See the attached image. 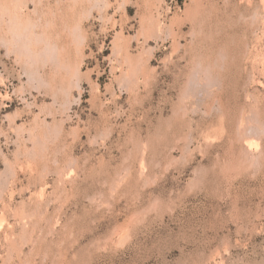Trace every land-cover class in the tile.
Returning a JSON list of instances; mask_svg holds the SVG:
<instances>
[{"label":"rangeland","instance_id":"1","mask_svg":"<svg viewBox=\"0 0 264 264\" xmlns=\"http://www.w3.org/2000/svg\"><path fill=\"white\" fill-rule=\"evenodd\" d=\"M0 6V264H264L263 0Z\"/></svg>","mask_w":264,"mask_h":264},{"label":"bare ground","instance_id":"2","mask_svg":"<svg viewBox=\"0 0 264 264\" xmlns=\"http://www.w3.org/2000/svg\"><path fill=\"white\" fill-rule=\"evenodd\" d=\"M99 1H100V0H99ZM114 1H115V0H114ZM125 1H126V0H125ZM263 1H264V0H263ZM14 2H15V1H13V3H14ZM101 2H103V1H101ZM192 2H193V1H192ZM197 2H198V1H197ZM201 2H202V1H201ZM240 2H241V1H240ZM11 3H12V2H11ZM15 3H16V2H15ZM231 3H232V2H231ZM3 4H4V3H3ZM6 4H7V3H6ZM22 4H23V3H22ZM22 4H21V5H22ZM93 4H95V3H93ZM99 4H100V3H99ZM104 4H105V3H104ZM114 4H115V2H114ZM119 4H120V3H119ZM125 4H126V3H125ZM248 4H249V3H248ZM9 5H11V4H9ZM15 5H16V4H15ZM144 5H145V3H144ZM146 5H147V4H146ZM196 5H197V3H196ZM18 6H19V5H18ZM117 6H118V5H117ZM0 7H1V6H0ZM100 7H102V6H100ZM115 7H116V6H115ZM197 7H198V5H197ZM199 7H200V6H199ZM4 8H5V7H4ZM7 8H8V6L6 7V9H7ZM13 8H14V7H13ZM109 8H110V7H109ZM118 8H119V7H118ZM150 8H151V7H150ZM6 9H5V10H6ZM147 9H148V8H147ZM197 9H198V8H197ZM1 10H2V9H1ZM11 10H12V9H11ZM11 10H10V11H11ZM14 10H15V9H14ZM19 10H21V9H19ZM96 10H97V9H96ZM168 10H169V9H168ZM6 11H7V10H6ZM15 11H16V10H15ZM102 11H103V10H102ZM145 11H146V10H145ZM151 11H152V10H151ZM3 12H4V11H3ZM12 12H13V11H12ZM21 12H22V11H21ZM146 12H147V11H146ZM6 13H8V12H6ZM10 13H11V12H10ZM124 13H125V12H124ZM4 14H5V12H4ZM4 14H3V15H4ZM152 14H153V13H151V16H152ZM198 14H199V13H198ZM11 15L13 16L14 14H10V16H11ZM26 15H27V14H26ZM26 15H25V16H26ZM0 16H1V15H0ZM12 16H11V17H12ZM18 16H19V15H18ZM21 16H22V15H21ZM123 16H124V15H123ZM151 16L149 15V18H150V19H152ZM15 17H16V16H15ZM152 17H153V16H152ZM187 17H188V16H187ZM0 18H2V17H0ZM18 18H19V17H18ZM145 18H147V17H145ZM3 19H4V18H3ZM8 19H9V18H8ZM25 19H26V18H25ZM139 19H140V18H139ZM147 19H148V18H147ZM150 19H148V20H150ZM5 20H6V19H5ZM21 20H22V19H21ZM143 20H145V19L143 18ZM152 20H153V19H152ZM8 21H9V20H8ZM118 21H119V20H118ZM9 22H11V21H9ZM17 22H18V21H17ZM115 22H116V21H115ZM128 22H129V21H128ZM141 22H142V21H141ZM150 22H151V20H150ZM153 22L155 23L154 20H153ZM153 22H151L152 24L150 23L151 26H153ZM6 23H7V21H6ZM142 23H143V22H142ZM2 24H3V23H2ZM8 24H9V23H8ZM18 24H19V23H18ZM3 25H4V24H3ZM11 25H12V24H11ZM151 26H150V27H151ZM154 26H155V24H154ZM8 27H9V26H8ZM150 27H149L148 29H150ZM146 29H147V28H146ZM146 29H145V31H146ZM157 29H159V28H157ZM157 29H156V30H157ZM140 30H141V28H140ZM142 30H143V29H142ZM142 30H141V31H142ZM152 30H154V29H152ZM171 30H172V29H171ZM32 31H33V30H32ZM13 33L16 34L17 32H13ZM59 33H60V32H59ZM144 33H145V32H144ZM19 34H20V33H19ZM117 34H118V33H117ZM121 34H122V33H121ZM140 34H141V33H140ZM144 35H145V34H144ZM14 36H15V35H14ZM20 36H21V35H20ZM15 37H16V36H15ZM15 37H14V38H15ZM18 37H19V36H18ZM120 37H121V36H120ZM122 37H123V36H122ZM21 38H22V37H21ZM21 38H20V39H21ZM115 38H116V37H115ZM115 38H114V39H115ZM15 40H16V39H15ZM117 40H118V39H117ZM120 40H121V39H120ZM122 40H123V38H122ZM21 42H22V41H21ZM46 45H47V44H46ZM51 45H52V44H51ZM44 46H45V45H44ZM49 46H50V45H49ZM122 47H123V46H122ZM48 48H49V47H48ZM120 48H121V47H120ZM46 49H47V47H46ZM53 49H55V48H53ZM65 49H66V48H65ZM122 49H123V48H122ZM41 50H42V49H41ZM44 50H45V48H44ZM123 50H124V49H123ZM125 50H126V49H125ZM47 51H48V49H47ZM47 51L45 50V52H44L45 55H46V52H47ZM52 51L54 52V50H52ZM113 52H114V51H113ZM125 52H126V51H124V53H125ZM39 53H40V52H39ZM48 53H50V51H48ZM54 53H55V52H54ZM119 53H120V52H119ZM51 54H52V53H50V55H51ZM55 54H56V53H55ZM248 54H249V53H248ZM38 55H39V54H38ZM42 55H43V54H42ZM53 55H54V54H53ZM53 55H51L52 58H54ZM43 56H44V55H43ZM47 56H48V54H47ZM47 56H45V57H47ZM112 56H113V55H112ZM45 57H44V58H45ZM47 58L49 59V57H47ZM52 58L50 57V59H52ZM126 58H127V56H126ZM126 58H125V59H126ZM128 58H129V57H128ZM128 58H127V59H128ZM263 59H264V58H263ZM129 60H130V59H129ZM125 61H128V60H125ZM125 61H124V62H125ZM60 62H61V61H60ZM46 63H47V62H46ZM255 63H256V62H255ZM130 64H131V63H130ZM66 65H67V64H66ZM66 65L64 64V68H67ZM118 65H119V64H118ZM62 66H63V65H62ZM60 67H61V66H60ZM69 67H71V66H69ZM79 67H80V66H79ZM57 68H58V67H57ZM127 68H128V67H127ZM69 69H70V68H69ZM69 69H68V71H69ZM71 69H72V68H71ZM77 70H79V69H77ZM77 70H76V71H77ZM125 70H126V69H125ZM122 71H123V70H122ZM74 72H75V70H74ZM77 72H78V71H77ZM55 73H56V72H55ZM75 73H76V72H75ZM125 74H126V73H125ZM76 75H77V74H76ZM38 78H39V77H38ZM207 82H208V81H207ZM212 84H213V83H212ZM187 85H188V84H187ZM54 88H55V87H54ZM71 89H72V88H71ZM203 114H204V113H203Z\"/></svg>","mask_w":264,"mask_h":264}]
</instances>
